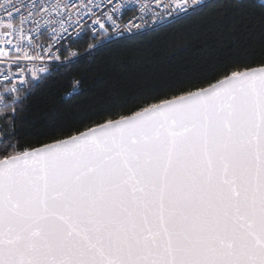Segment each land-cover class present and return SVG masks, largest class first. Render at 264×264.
Segmentation results:
<instances>
[{"label": "snow or ice", "instance_id": "obj_1", "mask_svg": "<svg viewBox=\"0 0 264 264\" xmlns=\"http://www.w3.org/2000/svg\"><path fill=\"white\" fill-rule=\"evenodd\" d=\"M135 7L0 3V264H264V55L35 144L15 138L27 96L13 81H43L85 38L91 53L175 16L212 14L258 31L264 46V0Z\"/></svg>", "mask_w": 264, "mask_h": 264}, {"label": "trees", "instance_id": "obj_2", "mask_svg": "<svg viewBox=\"0 0 264 264\" xmlns=\"http://www.w3.org/2000/svg\"><path fill=\"white\" fill-rule=\"evenodd\" d=\"M86 39L75 44L79 58L56 65L46 79L19 93L27 96L23 106H16L14 136L20 147L100 112L130 111L141 97L210 76L237 59L264 55L258 31L212 14L182 16L91 53L84 51ZM10 128L4 126L9 136Z\"/></svg>", "mask_w": 264, "mask_h": 264}, {"label": "built area", "instance_id": "obj_3", "mask_svg": "<svg viewBox=\"0 0 264 264\" xmlns=\"http://www.w3.org/2000/svg\"><path fill=\"white\" fill-rule=\"evenodd\" d=\"M213 1H215V0H210V2H213ZM24 2L25 3H30V2H32V0H24ZM120 2L123 3V4H126V5H135L136 6L135 7L136 14H139V12H138L139 6L142 5V4H147V5L151 6L153 0H120ZM0 3H4V0H0ZM94 3L99 5V6H101V7H103L105 4L109 3V0H94ZM132 14H133V10H129L128 15H132ZM180 17H182V16H175V17H173L170 20L166 19V20H164L161 23H158V24H156V25H154L152 27L145 28L142 31L137 32L134 35H131L129 37H133V36H137V35H141L143 33L149 32V31L154 30V29H156L158 27H161V26H163V25H165V24H167V23H169L171 21H174V20H176V19H178ZM47 35H50V34H45V35H43L41 37V42L42 43H46L47 42V39H46ZM77 58H79V56L76 57V58L68 57L67 60H65V61H63L61 63H58L57 65L73 62ZM0 67H2V66H0ZM34 81H36V80L34 79L32 82H34ZM13 83L20 87V89H21L20 93L27 91L29 86H30V84H31V83H28L27 81H25L23 84H21L19 80H14ZM3 84H4V81L2 80V78H0V85H3ZM6 95L7 94L4 92L3 88H0V96H6Z\"/></svg>", "mask_w": 264, "mask_h": 264}, {"label": "rangeland", "instance_id": "obj_4", "mask_svg": "<svg viewBox=\"0 0 264 264\" xmlns=\"http://www.w3.org/2000/svg\"><path fill=\"white\" fill-rule=\"evenodd\" d=\"M2 114V112H0V115Z\"/></svg>", "mask_w": 264, "mask_h": 264}]
</instances>
